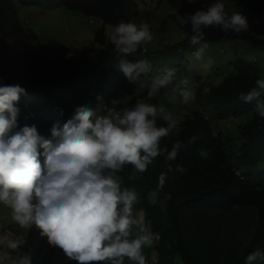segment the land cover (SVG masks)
I'll list each match as a JSON object with an SVG mask.
<instances>
[{"label":"trees","instance_id":"trees-1","mask_svg":"<svg viewBox=\"0 0 264 264\" xmlns=\"http://www.w3.org/2000/svg\"><path fill=\"white\" fill-rule=\"evenodd\" d=\"M2 1L7 0H0V3ZM18 1L30 3L32 0ZM45 1V9L64 7L98 17L113 26L129 22L136 7L134 0ZM167 1L182 18L184 37L168 47L164 54L175 57L174 66L180 69L185 66L182 56L185 51L191 49L193 55L195 48L224 39L244 40L253 47L264 49V0H242L252 12L247 18V32L225 33L219 27L207 28L204 29V40L196 46L190 44L191 26L185 17L198 9H205L216 0ZM15 2L12 0L14 34L10 41L20 43L11 56L17 67L13 71L3 70L6 61L0 58V76L3 78L0 87L19 85L26 90L17 104L20 114L15 130L35 125L40 135L49 137L52 126L59 124L62 127L78 107L95 111L99 94L109 80L98 63L84 58L66 59L60 48L41 43L32 31H25L17 17ZM94 42L114 50L103 24L95 30ZM231 68L229 76L206 95L215 117L213 121L232 116L245 105L255 108L254 102L244 103L239 100V95L252 89L253 74L257 71L242 59L234 60ZM185 78L193 80L188 74ZM134 105L125 104L123 108ZM259 120L258 123L242 125L240 153L233 156L227 148L232 142L227 138L231 136L214 131L205 115L193 111L173 134L161 140V147L169 150L177 140L183 142L184 147L174 161L166 164L164 157L160 156L137 177H123L122 187L138 193L139 203L135 208L143 210L150 231L159 237L153 246L157 252L156 264H174L175 255L179 256L181 264H246L248 254L256 250L264 253V119ZM157 125L166 126V122L158 119ZM178 167L183 171H178ZM128 168L133 169L131 165ZM162 172L167 173V181L163 189H159ZM153 190L156 200L149 203L146 195ZM249 207L255 213L251 236L245 245L228 243L224 237L227 216L234 209ZM24 241L30 248L33 264H76L62 250L50 246L35 227L28 229ZM125 264L130 263L125 260ZM254 264H264V260H257Z\"/></svg>","mask_w":264,"mask_h":264},{"label":"clouds","instance_id":"clouds-1","mask_svg":"<svg viewBox=\"0 0 264 264\" xmlns=\"http://www.w3.org/2000/svg\"><path fill=\"white\" fill-rule=\"evenodd\" d=\"M185 19L191 26L193 46L204 40L207 28L237 34L249 30L247 17L239 10L229 13L221 0ZM152 39L147 23L129 21L114 26L110 41L117 57L115 69L129 83L147 88L149 98L170 89V102L179 99L188 105L195 94L187 78L174 84L175 69L154 71L146 60L128 59ZM202 52L203 47L193 55L199 59ZM25 94L19 85L0 87V205L11 210V220L20 229L35 227L50 246L76 264H125V260L147 264L144 250L159 237L135 209L138 193L122 187L118 173L131 165L142 174L160 156L166 164L174 161L183 142L177 140L169 150L161 147V140L174 133L177 120L163 105L138 101L131 108H121L117 98L103 115L78 107L71 119L62 127L54 124L45 137L35 125L15 130L20 114L17 104ZM239 100L254 102L256 113L264 118V77L247 93L242 92ZM158 119L166 126H158ZM166 181L167 173L162 172L158 188L163 189ZM24 243L19 236L0 234V264H33L30 252L11 255ZM257 260H264L259 250L247 255L246 264Z\"/></svg>","mask_w":264,"mask_h":264},{"label":"rangeland","instance_id":"rangeland-1","mask_svg":"<svg viewBox=\"0 0 264 264\" xmlns=\"http://www.w3.org/2000/svg\"><path fill=\"white\" fill-rule=\"evenodd\" d=\"M45 2V0H40V2L32 0L30 3H24L16 0L15 10L19 22L25 31H32L41 43L60 48L66 59L79 60L84 58L99 64L107 75L109 83L99 94L98 105L95 110L97 115L105 114L113 99H120L119 106L121 108L125 104H136L138 101L149 102L157 106L163 105L166 112L177 120V128H179L193 111L198 110L211 122L214 131H221L223 134L231 136V138H227L232 140L227 148L233 156L240 153V128L242 125L250 122L258 123L259 119H264L256 113L254 107L245 105L240 112L213 121L212 119L215 117H213L211 107L206 100L208 91L229 76L232 71L231 64L236 59L248 62L257 71L253 74L255 79L251 86L253 88L255 81L264 77V49L253 47L244 40L224 39L195 48L196 52L203 47L199 59L192 55L191 49L185 51L182 54L185 66L180 69L174 66L177 62L175 57L164 54L168 47L181 41L184 37L183 21L177 9L167 0H134L135 13L130 21L137 24L147 23L153 34V39L140 45L136 53L129 55L128 59L133 62L146 60L151 64L154 71L175 69L174 84L183 80L185 74L193 76V80H189V86L195 94V99L188 105L180 104L179 99L172 103L170 102V89H162L157 96L149 98L147 88L129 83L124 75L114 67L117 62L114 50H109L94 42V32L97 28L103 24L106 34L111 36L114 31L113 25L98 17L85 15L64 7L45 9ZM221 2L225 4L226 11L229 13L239 10L247 18L252 16V12L243 4L242 0H221ZM42 4L43 6H41ZM11 5L12 0L0 3V58L6 61L3 68L6 71H13L17 67L15 59L11 56L15 51V46L20 45L19 42L12 44L10 41L11 35L14 34L11 25L13 13ZM2 82L3 78L0 76V83ZM166 92L168 93L167 97L165 96ZM40 159L43 164V157L41 156ZM118 175L122 183L124 176L133 179L138 176V172L134 169L129 170L128 166H125L124 171ZM146 198L149 203H154L156 192L154 190L149 191ZM135 209L143 214L142 209ZM0 223L2 225L14 224L23 235L28 232V229H20L11 220V210L4 205H0ZM254 223L253 208L234 209L226 219L225 239L232 245H240V243L245 245L252 234ZM146 226L149 228L147 222ZM156 242L157 240L153 246ZM153 246L144 250V254L149 260H153L157 256ZM173 263L181 264L178 255L174 256Z\"/></svg>","mask_w":264,"mask_h":264},{"label":"built area","instance_id":"built-area-1","mask_svg":"<svg viewBox=\"0 0 264 264\" xmlns=\"http://www.w3.org/2000/svg\"><path fill=\"white\" fill-rule=\"evenodd\" d=\"M4 232H8L12 236H19L24 240L25 235H23L20 230L14 225V224H7V225H2L0 223V234H3ZM30 252V248H27L25 244L22 245L20 249H18L17 252H12L11 255L13 256H18V255H23L24 253ZM31 254V253H30ZM157 258H154L153 260L147 259V264H156ZM130 263V262H129Z\"/></svg>","mask_w":264,"mask_h":264}]
</instances>
